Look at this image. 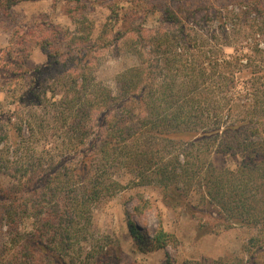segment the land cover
I'll return each instance as SVG.
<instances>
[{
	"label": "trees",
	"instance_id": "obj_1",
	"mask_svg": "<svg viewBox=\"0 0 264 264\" xmlns=\"http://www.w3.org/2000/svg\"><path fill=\"white\" fill-rule=\"evenodd\" d=\"M263 2H187L184 10L168 2L161 13L171 30L153 35V65L141 51L115 93L97 82L89 45L78 48L70 32L58 36L68 40L61 50L37 31L47 62L33 70L27 40L11 35L0 51L12 99L0 105V175L13 181L0 187L8 235L0 264H104L112 246L91 231L93 210L123 190L116 177L124 171L131 185L158 188L171 211L210 212L222 229L255 232L244 249L264 246ZM214 153L240 156L237 170H216ZM24 217L33 218L27 233L18 228ZM127 227L142 249L146 235L130 218ZM170 239L159 223L149 243L166 249Z\"/></svg>",
	"mask_w": 264,
	"mask_h": 264
},
{
	"label": "rangeland",
	"instance_id": "obj_2",
	"mask_svg": "<svg viewBox=\"0 0 264 264\" xmlns=\"http://www.w3.org/2000/svg\"><path fill=\"white\" fill-rule=\"evenodd\" d=\"M230 1L233 0H28L9 10L0 5V51L8 47L11 35L27 40V63L33 70L47 62L35 41L37 31L47 36L53 48L61 50L68 40L64 38L59 43L57 38L70 32L66 35L72 34L78 48L86 50L89 45L91 52L86 54V60L97 82L115 93L116 79L125 70L139 64L141 51L144 59L153 65V35L171 30L161 13L168 2L171 9L184 10L187 2L193 7L209 4L218 9L229 5ZM246 23L253 24L251 20ZM52 30L57 31V35ZM29 32L31 35L27 36ZM225 52L229 54L231 50L225 49ZM6 81L5 75L0 76L2 110H7L12 102ZM240 162L238 155L214 153L209 158L211 166L219 171H236ZM132 178L133 175L125 171L120 173L116 180L122 184L123 190L93 210L91 231L108 238L107 246H112L107 247L111 255L103 258L104 264H195L203 260L210 264V261L220 259L227 260L228 264H264V246L252 248L248 245V249H244L249 238L255 235L252 229L238 226L222 229L216 216L210 212L196 213L192 217L184 209L171 211L162 204L158 188L153 185L133 186ZM12 184L9 176L0 175L3 190ZM197 198L193 194L191 203H196ZM128 218L148 238L142 249L129 233ZM19 222L21 233L32 230V217L20 218ZM159 223L171 236L166 249H153L149 243ZM7 242L8 235L0 227V250ZM85 250L89 248L85 246Z\"/></svg>",
	"mask_w": 264,
	"mask_h": 264
}]
</instances>
